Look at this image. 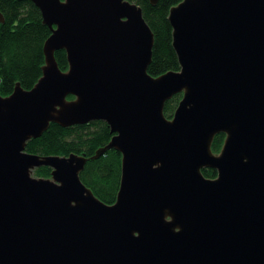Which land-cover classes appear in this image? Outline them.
<instances>
[{"label":"water","instance_id":"1","mask_svg":"<svg viewBox=\"0 0 264 264\" xmlns=\"http://www.w3.org/2000/svg\"><path fill=\"white\" fill-rule=\"evenodd\" d=\"M31 1L52 33L35 86L0 93V264H264V0L173 6L181 68L159 76L137 3ZM94 120L114 135L91 158L122 154L113 204L83 182L87 156L26 151L51 123Z\"/></svg>","mask_w":264,"mask_h":264},{"label":"trees","instance_id":"2","mask_svg":"<svg viewBox=\"0 0 264 264\" xmlns=\"http://www.w3.org/2000/svg\"><path fill=\"white\" fill-rule=\"evenodd\" d=\"M137 3L155 35L153 59L149 73L159 76L170 70H180V62L173 47V28L169 21L170 9L182 0H131ZM0 12L5 21L0 22V93L10 95L17 84L32 89L43 75L46 63L44 44L51 35L50 27L44 23L40 8L31 0H0ZM56 59L62 70L69 68L67 53L57 50ZM183 97L182 93L168 100L164 113L173 118ZM70 99L73 96L69 97ZM225 134H218L213 142V151H220ZM111 128L103 120L87 124L63 127L51 123L41 137L30 140L26 151L39 155H70L78 153L90 158L81 173L83 182L104 202L113 204L117 200L122 176V154L111 149L98 159H91L95 152L110 142ZM207 177H216L217 171L204 168ZM38 177H51L52 168H37Z\"/></svg>","mask_w":264,"mask_h":264},{"label":"bare ground","instance_id":"3","mask_svg":"<svg viewBox=\"0 0 264 264\" xmlns=\"http://www.w3.org/2000/svg\"><path fill=\"white\" fill-rule=\"evenodd\" d=\"M170 100V99H169ZM95 121V120H94ZM92 122V121H91ZM90 123V122H89ZM87 124V123H86ZM219 134H224V133H219ZM114 135V134H113ZM218 135V134H217ZM225 138H226V136H225ZM90 159V158H89ZM92 159V158H91ZM204 169V168H203ZM211 169H213V168H211ZM82 173V172H81ZM121 182V181H120ZM94 192V191H93ZM118 195V194H117Z\"/></svg>","mask_w":264,"mask_h":264},{"label":"flooded vegetation","instance_id":"4","mask_svg":"<svg viewBox=\"0 0 264 264\" xmlns=\"http://www.w3.org/2000/svg\"><path fill=\"white\" fill-rule=\"evenodd\" d=\"M220 151H221V150H220ZM220 151H217V152H216V151H214V152H215L216 154H218Z\"/></svg>","mask_w":264,"mask_h":264}]
</instances>
